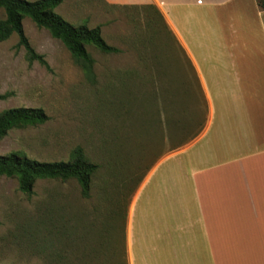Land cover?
<instances>
[{
  "label": "rangeland",
  "instance_id": "1",
  "mask_svg": "<svg viewBox=\"0 0 264 264\" xmlns=\"http://www.w3.org/2000/svg\"><path fill=\"white\" fill-rule=\"evenodd\" d=\"M55 12L74 26L99 27L119 52L86 48L94 61L90 83L58 40L23 19L28 42L47 67L29 64L15 35L0 42V94H8L0 112L41 108L48 120L10 130L0 155L21 151L36 161H67L78 146L97 170L87 198L74 180H37L26 196L14 178L0 176V264H126L129 196L180 143L183 122L188 119L189 133L196 130L203 104L154 8L62 0Z\"/></svg>",
  "mask_w": 264,
  "mask_h": 264
},
{
  "label": "crops",
  "instance_id": "2",
  "mask_svg": "<svg viewBox=\"0 0 264 264\" xmlns=\"http://www.w3.org/2000/svg\"><path fill=\"white\" fill-rule=\"evenodd\" d=\"M103 1L159 13L205 109L195 135L129 196L125 263L264 264V10L256 0Z\"/></svg>",
  "mask_w": 264,
  "mask_h": 264
},
{
  "label": "trees",
  "instance_id": "3",
  "mask_svg": "<svg viewBox=\"0 0 264 264\" xmlns=\"http://www.w3.org/2000/svg\"><path fill=\"white\" fill-rule=\"evenodd\" d=\"M62 0H0V9L4 18L0 19V42L7 40L11 35L17 37V47L25 52L29 64L37 62L47 67L44 57L34 51L29 44L23 30V19H29L37 28L46 30L51 38L58 40L68 51L73 62L80 67L84 78L93 83V58L87 52L88 46L102 54H115L119 50L108 45L101 36L100 28H88L86 25L74 26L59 16L55 9ZM258 7L264 10V0H256ZM198 93L199 89L197 87ZM8 94H0V101ZM205 109L202 106L201 122L204 119ZM48 120L41 108H9L0 112V140L13 129L34 128L43 125ZM181 128L182 138L177 145L186 144L194 134L186 130L188 119ZM183 131V133H182ZM97 170V165L88 161L81 147H75L67 161L41 162L28 158L21 151H13L0 155V176L14 178L18 191L26 196L33 193V186L37 180H74L79 186L83 198L89 196L91 179Z\"/></svg>",
  "mask_w": 264,
  "mask_h": 264
}]
</instances>
